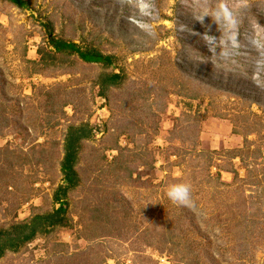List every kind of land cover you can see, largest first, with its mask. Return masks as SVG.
I'll list each match as a JSON object with an SVG mask.
<instances>
[{
  "label": "rangeland",
  "instance_id": "rangeland-1",
  "mask_svg": "<svg viewBox=\"0 0 264 264\" xmlns=\"http://www.w3.org/2000/svg\"><path fill=\"white\" fill-rule=\"evenodd\" d=\"M23 2L0 0V230L66 205L0 264H264V0ZM48 23L113 64L54 53ZM180 183L192 206L167 199Z\"/></svg>",
  "mask_w": 264,
  "mask_h": 264
},
{
  "label": "trees",
  "instance_id": "trees-1",
  "mask_svg": "<svg viewBox=\"0 0 264 264\" xmlns=\"http://www.w3.org/2000/svg\"><path fill=\"white\" fill-rule=\"evenodd\" d=\"M7 2H10L14 5H18L20 7H24L25 3L23 0H5ZM46 36H47V42L48 46L51 50H53L54 53L57 54H75L77 58L85 63V64H91V65H101L105 68H110L111 65L114 62V58L111 56H104L101 54L98 50L94 48H87V47H79L74 43L70 42H64L61 39H56L53 33V27L52 24L48 23L43 26ZM41 55L40 62L38 65H41L42 63H46V54L40 50L38 51ZM49 59V58H48ZM47 68V67H46ZM48 69V68H47ZM121 80L120 74L111 73L108 76L104 75L103 80L100 82L101 87H105L106 85L109 86H115L118 84V82ZM64 139V157L61 162V172L64 174V180L66 184L68 185V188H73L77 185V176L74 172V164L76 162L78 149H79V143L83 141L89 140L91 137V130L89 129L88 125H80L77 127L69 126L66 130ZM62 191V192H61ZM65 189L59 191V195L56 194L55 201L58 203V208L54 211L53 214L43 215V216H35L31 219L30 225L27 228V232L21 236L20 240H16L14 237H11L8 230H0V258L4 254L5 247L7 245L20 247V245L28 244L34 239L35 234L37 233L36 230L40 229L41 232H44L45 229L43 227L46 226H58L62 221L63 218L61 216L62 213L65 212V203L62 201L60 194H65ZM14 228L13 232L16 233V231H22L26 227L23 225H18L12 227ZM12 229H9L10 233ZM44 230V231H43ZM13 243V244H12ZM15 243V244H14Z\"/></svg>",
  "mask_w": 264,
  "mask_h": 264
},
{
  "label": "clouds",
  "instance_id": "clouds-1",
  "mask_svg": "<svg viewBox=\"0 0 264 264\" xmlns=\"http://www.w3.org/2000/svg\"><path fill=\"white\" fill-rule=\"evenodd\" d=\"M228 12L227 6L217 8L212 15L217 19H223L224 14ZM209 12L204 11L203 15L200 16L199 20L201 23L206 17H208ZM167 199L171 201L174 205L185 207L192 206V197H191V186L189 184L180 183L173 184L168 187L166 192Z\"/></svg>",
  "mask_w": 264,
  "mask_h": 264
}]
</instances>
